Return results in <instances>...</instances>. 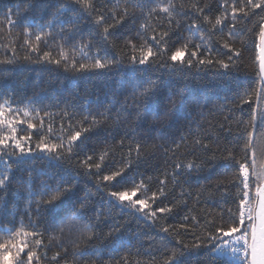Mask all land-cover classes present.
<instances>
[{
  "label": "trees",
  "instance_id": "obj_1",
  "mask_svg": "<svg viewBox=\"0 0 264 264\" xmlns=\"http://www.w3.org/2000/svg\"><path fill=\"white\" fill-rule=\"evenodd\" d=\"M63 2L69 6L63 14L54 17L52 14L56 11V0H0V61H11V63H0V103L4 99H14L17 102L13 105L19 110V115L15 118L25 121L17 128V135L29 134L30 130L27 129L26 121L31 120L39 129L41 119H43V129L31 130V144L35 148V144L41 139L44 142H53L54 137L61 133L60 126L62 124L67 128L70 122L76 124L84 117L91 119L98 112H104L106 116V110H111L113 117L108 121L110 127L123 122L124 127L134 128L135 113L133 112L132 116L125 120L124 117L128 116V112L124 109L127 107L131 111L134 107L133 84L151 78L161 84L162 96L181 92V96H178L177 100L182 99V103H178L175 119L168 131L175 135L177 141L181 135L185 136L189 145L195 139L209 135L211 140L208 142L211 145V151L205 154L198 150L197 155L201 157L206 155L209 158L214 155L215 158L210 164L205 165L203 170H193L190 173L186 169L182 170L177 177L180 183L174 191H172L173 183L169 180L166 191L170 194L167 199L163 200V203L171 202L176 207L171 214L158 217V222L155 224L145 222L127 210L122 211L114 207L109 203V197L106 194L108 189L100 184L98 190L93 186L97 184L95 176L81 173L78 178L72 180V183L77 185L73 195L61 205L63 211H72L73 202L80 197H88L86 209L76 214L74 219L65 222V224H71V233L65 224L56 223L51 226L50 219L41 222L36 228V231L43 234L44 248L38 249L41 253L42 264H66V261H70L72 259L70 248L72 241L69 236H77L82 230L96 234V239L89 245L90 250L95 249L100 254L96 259V264H123L124 261L126 264H148L153 258H155L156 264H161L170 254V252H165V248L179 249L181 247L180 240L190 247L184 251L183 255L179 256V264H234L228 256H213L211 247L207 245L206 241L204 247L197 248L194 245L197 243L196 237L204 235L209 228L208 221L217 219L219 223L218 217L221 215L222 209L231 208L235 211L236 208L237 201L234 197L237 188L234 186L236 183L234 174L237 173V167L231 161L224 159L228 153L223 149L227 147L238 158L244 156L241 146L236 141L238 135L236 121L240 119L247 121L250 118L251 108L247 104L241 105L239 101H234L233 94L237 91L243 92L245 89L251 90L257 86L252 68L256 55L255 43L258 42V38L255 32H249L247 29L256 26L260 17L264 16V12L256 9V14L246 21L240 17L237 18L239 25L237 32L240 35L237 38L229 39V42H235V46L242 52L240 57L233 56L236 67L223 69L211 66L192 68L185 66L183 72H174L170 67L133 66L127 54L130 50H122L123 40H121L118 43L110 44L106 53L101 51V55L107 54L109 58L115 55L117 63L114 66L100 70L76 71L71 67L65 69L63 63L57 65L50 62L61 58L59 45L63 41L56 34L55 29L52 30L55 38H45L39 42L38 51L30 52L28 45L24 43L25 39L35 42L34 35L26 37L23 34L24 27L28 26L26 21L39 25L52 19L67 20L75 15L72 10L75 6L71 5L69 0H63ZM94 2L98 8L104 5L107 8L113 7L107 0H94ZM224 2L225 0H174V3L182 4L184 10L189 11V17L176 18L183 25L180 29L181 34L184 37L192 36V33L186 30L190 20L196 19V15L192 14L195 11L192 5H198L204 10L202 13H198L201 18L208 16L214 21L215 17L222 12L220 5ZM236 2L239 3V0ZM227 3L231 5L233 0H227ZM6 13H11L12 19L16 21V24L11 28L8 27V22L5 19ZM160 19V17L154 18L152 26L155 27ZM163 22L166 24L167 20L164 19ZM59 26L58 23L57 28ZM207 27L211 30L210 26ZM126 29L121 31H126ZM45 30L47 31V29ZM89 30V28H85V33ZM156 31L159 32L160 29L157 28ZM227 32L226 26L223 32L215 31L210 44L213 55H218L225 60L228 56L233 55L222 46L221 38L228 39ZM256 32H258V28H256ZM128 35L131 36L134 33H128ZM86 39L87 37H85ZM241 40H243V44H241ZM77 41L79 42V37ZM140 42L142 41L137 43ZM93 43L94 47L91 51L87 48L81 49L89 58L95 54L97 47L104 48L103 41H94ZM64 50L69 55V62L74 57L78 63L87 62L80 60V52L73 53L69 45H65ZM46 51L51 53L48 58L43 56ZM30 101L31 103H29ZM26 107L30 111L28 116L24 115ZM33 108L39 110V115L31 111ZM45 112L48 113L47 116L44 115ZM228 115H231L232 119L225 121L224 117ZM105 116L97 118L103 120ZM49 124L52 125L51 134L48 132ZM221 125L223 128L220 127ZM105 135L107 133L102 130L86 141L89 147L97 148V156L99 149L103 147L98 143V140ZM116 139L119 140V137ZM107 143L112 144L113 141L109 140ZM80 147L84 148V145ZM87 150L85 148V151ZM183 151L182 148L174 158L171 154L169 157H164L162 153H157L154 158L149 160L150 170L146 169L142 162L137 166L133 159V168L127 173L125 180H131L139 173L151 177L150 191L148 192L150 196L151 191L156 190L157 177L163 178V170L166 169L170 176L174 163L186 164L194 159L192 156L181 155ZM133 155L135 154L133 153ZM121 157H124L127 162V147L115 150L114 155L109 154L105 157L104 164L107 166L103 167L102 165L101 175L113 167L114 159L116 165L119 166ZM76 159L77 157H73L72 168H70L68 161L53 159L49 153L39 150H35L31 156L0 158V173H6L9 176L6 185L0 188V220L3 224L7 225L11 220L16 222L17 227L20 224L27 226L29 219L35 222L41 219V215H46L43 213V209L40 214L35 210L37 207L35 201L40 199L39 193L46 189H54L62 181H69L75 175L73 169ZM97 162L100 161L97 159ZM8 164L11 165L10 168L6 166ZM220 180H223L225 184V187L220 191L209 187ZM119 187L121 184H117V188ZM254 189L255 184L252 185L253 192ZM30 192H35L36 196L30 198ZM197 193L201 195L197 197ZM185 216L196 217L195 221L189 219L187 222L188 231L179 227L184 222ZM45 223L49 225L47 231H45ZM165 226L175 229V231L164 233L161 228ZM114 227L121 229L119 233L120 246L115 251L106 240V234ZM61 228L64 229L63 236L59 231ZM176 232L180 233L179 237L176 236ZM3 235L5 233L0 232V236ZM61 241L64 242L61 243ZM64 248H69L67 257H64ZM57 252L61 253L62 258L53 259ZM239 264H243V262Z\"/></svg>",
  "mask_w": 264,
  "mask_h": 264
},
{
  "label": "snow or ice",
  "instance_id": "obj_2",
  "mask_svg": "<svg viewBox=\"0 0 264 264\" xmlns=\"http://www.w3.org/2000/svg\"><path fill=\"white\" fill-rule=\"evenodd\" d=\"M107 2L111 3L113 7L107 8L104 5L98 8L94 0H69V3L75 6L72 9L75 15L67 20L52 19L39 25L26 21L28 26L24 27L23 34L26 37L34 35L35 42L25 39L24 43L28 45L30 52L38 51L39 42L45 38H55L52 31L55 29L56 34L63 41L59 45L61 58L50 62L57 65L63 63L65 69L71 67L76 71L100 70L114 66L117 63L115 55L109 58L107 54L101 55V51L106 53L110 44L118 43L121 40H123L122 50H130L127 54L133 66L170 67L174 72H183L185 66L187 68L211 66L228 69L236 67L233 56L240 57L242 55L241 50L235 46V42H229V39L237 38L240 35L237 32L239 27L237 18L240 17L246 21L256 14V9L264 12V0H239V3L233 0L231 5L225 0L220 5L222 12L213 21L208 16L201 18L198 13H202L204 10L194 4L192 8L195 11L192 14L196 15V19H191L186 29L192 33V36L184 37L180 31L183 25L176 18L189 17V11L184 10L182 4L174 3V0H107ZM56 4V11L52 14L54 17L63 14L69 6L63 0H56ZM156 17L161 19L153 27L152 20ZM5 19L9 28L16 24L11 13H6ZM164 19L167 20L166 24L163 22ZM58 23L60 26L57 28ZM126 26H128L127 29ZM207 26H210L211 30ZM225 26L228 29V39L221 38L222 46L233 54L228 56L227 60L218 55L214 56L210 46L213 33L215 31L223 32ZM85 28L90 30L85 33ZM157 28L160 29L159 32L156 31ZM256 28H258V32H256ZM122 29H126V31H121ZM247 30L255 32L258 38V42L255 43L256 55L252 68L257 86L251 90L245 89L243 92L237 91L233 94L234 101H239L241 105L247 104L251 108L250 118L247 121L243 119L236 121L238 133L236 141L241 146L244 156L238 158L227 147L223 149L228 153L224 159L231 161L237 167V173L234 174L236 181L234 186L237 188L234 197L237 201L236 208L235 211L231 208L222 209L221 215L218 217L219 223L217 219L208 221L209 228L204 235L196 237L197 243L194 246L204 247L206 241L207 245L211 247L213 256L228 254L243 264H264V16L260 17L256 26ZM128 33H134V35L129 36ZM78 37L79 42L77 41ZM85 37H87L86 40ZM94 41H103L104 48L97 47L95 54L89 58L81 49L87 48L91 51ZM138 41L142 42L137 43ZM240 42L243 44V40ZM65 45H69L73 53L79 51V59L87 62L78 63L75 57L69 62V55L64 50ZM50 55L51 53L47 51L43 53L45 58ZM0 63H11V61H0ZM178 96H181V92L162 96L161 84L151 78L135 83L132 90L134 107L131 111L127 107L124 109L128 112V116L124 117L125 120L131 117L133 112L135 113L134 128L124 127L123 122L110 127L108 121L113 117L111 110H106V116L104 112H98L91 119L84 117L76 124L70 122L67 128L62 124L60 126L61 133L54 137L53 142L48 143L41 139L35 144V148L31 144V130L43 129V119H41L39 129L31 120L26 121L27 129L30 130L29 134L18 136L17 128L25 121L15 118L19 115V110L13 105L17 102L14 99H4L0 103V158L31 156L35 150H39L49 153L53 159L68 161L70 168H72L73 157H77V159L73 169L75 175L69 181H62L54 189H46L39 193L40 199L35 201L37 205L35 210L40 214L43 209V213L46 214L41 215L40 220L33 222L29 219L27 226L20 224L19 227L15 221L10 220L7 225H4L0 220V232L5 233L0 236V264H42L41 253L38 249L44 248L43 234L36 231V228L47 219H50L51 226L56 223L65 224V222L74 219L76 214L86 209L87 196L80 197L73 202L72 211L61 209V205L73 195L77 187L75 183H72V180L78 178L81 173L95 176L97 184L93 186L98 190L100 184L108 189L106 194L110 204L122 211L131 212L133 216L143 219L145 222L155 224L158 222V217L171 214L176 205L171 202L163 203V200L167 199L170 194L166 191L169 180L173 183L172 191H174L180 183L177 177L182 170L186 169L189 173L193 170H203L205 165L210 164L215 158L214 155L211 158L206 155L203 157L197 155L198 150L205 154L211 151V145L208 142L211 140L209 135L195 139L189 145L185 136L181 135L177 141L175 135L168 131L175 119L178 103H182V99L177 100ZM31 111L39 115L38 109L33 108ZM24 115H30L27 107L24 109ZM44 115L47 116L48 113L45 112ZM98 116H105V118L99 120ZM69 119L71 120V118ZM224 119L228 121L232 117L228 115ZM220 127L223 128V125ZM102 130L107 135L98 140V143L103 147L99 149L97 156V148L89 147L86 141ZM48 132L52 133L51 124L48 125ZM117 137L119 140L116 139ZM109 140L113 143L108 144ZM81 145H84V148H81ZM125 147H127V162L124 157H121L120 165L117 166L114 159L113 167L101 175L103 167L107 166L104 164L105 157L109 154L114 155L115 150H122ZM85 148L88 150L85 151ZM182 148L184 151L181 155L192 156L194 159L186 164L174 163L170 176L166 169L163 170V178L157 177L156 190L151 191L150 196L148 192L150 191L151 177L139 173L137 177L125 180L127 173L133 168V159L137 166L142 162L146 169L150 170L149 160L154 158L157 153H162L164 157H169L171 154L174 158ZM97 159L100 162H97ZM6 166L11 167L10 164ZM8 180L9 176L6 173H0V188H3ZM117 184H121V187L117 188ZM253 184H255L254 192L252 191ZM209 187L220 191L225 187V184L223 180H220ZM200 195L197 193V197ZM29 196L30 198L34 197L36 193L30 192ZM45 197L47 198L45 199ZM189 219L195 221L196 217L185 216L184 222L179 227L188 231L187 222ZM65 226L71 233V224L67 223ZM48 227V223H45V231L48 230ZM59 231L63 236L64 229L61 228ZM120 231V227H114L106 234L107 243L112 246L113 251L120 246ZM161 231L169 233L175 229L165 226L161 228ZM175 234L177 237L180 235L179 232ZM69 239L72 241L70 245L72 259L66 261V264H96V259L100 254L95 249H89L91 242L96 239L94 232L82 230L77 236L70 235ZM63 242L61 241V243ZM179 243L181 245L179 249L165 248V252H170V254L161 264H179V256L183 255L184 251L190 247L182 240ZM63 253L64 257H67L69 248H64ZM57 258H62L60 252H57L53 257V259ZM123 264H126V261ZM148 264H156L155 258Z\"/></svg>",
  "mask_w": 264,
  "mask_h": 264
},
{
  "label": "built area",
  "instance_id": "obj_3",
  "mask_svg": "<svg viewBox=\"0 0 264 264\" xmlns=\"http://www.w3.org/2000/svg\"><path fill=\"white\" fill-rule=\"evenodd\" d=\"M224 256H228V257H230L232 260H233V263L234 264H239L241 261H239V260H236V259H234V258H232L230 255H228V254H225Z\"/></svg>",
  "mask_w": 264,
  "mask_h": 264
}]
</instances>
